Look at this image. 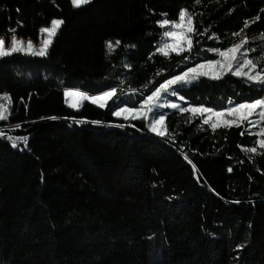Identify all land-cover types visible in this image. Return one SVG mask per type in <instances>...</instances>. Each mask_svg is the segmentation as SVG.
Segmentation results:
<instances>
[{
    "label": "trees",
    "instance_id": "1",
    "mask_svg": "<svg viewBox=\"0 0 264 264\" xmlns=\"http://www.w3.org/2000/svg\"><path fill=\"white\" fill-rule=\"evenodd\" d=\"M182 9L200 34L190 52L166 57L157 52V21L166 13L178 22ZM52 19L64 23L46 57L0 58V97L10 106L0 128L19 124L6 132L28 137L23 152L0 137V264H264V148L255 129L213 130L190 111L166 110L161 137L143 120L110 114L132 93L129 106L140 108L166 78L219 59L211 49L244 37L242 51L264 68V0H90L78 8L0 0V38L15 29L37 39ZM109 87L117 92L106 108L66 105L65 89ZM258 88L229 73L180 92L184 107L221 111L264 97Z\"/></svg>",
    "mask_w": 264,
    "mask_h": 264
},
{
    "label": "snow or ice",
    "instance_id": "2",
    "mask_svg": "<svg viewBox=\"0 0 264 264\" xmlns=\"http://www.w3.org/2000/svg\"><path fill=\"white\" fill-rule=\"evenodd\" d=\"M90 0H71V3L74 7H80L81 5L88 4ZM162 16L165 18L157 21V23L164 28L163 37L164 39L160 44L157 45V51L162 53L164 56H168L170 52H175L179 55L185 51L192 50V34L199 35L200 33L195 29L193 25V15L186 10H180L179 12V21L175 19H168L166 13H162ZM259 17H257L258 19ZM18 23L22 26V22ZM64 23L62 19H52L50 26H42L39 29L40 33L46 34V38L40 41V46L37 48L34 46V43L31 39L27 40L25 43L24 40L17 38L14 34L15 29H10V33H13L8 40L6 45L5 38H0V58L10 57L16 53H23L31 57H46L48 55V49L53 42V38L56 36L59 27ZM248 21H245V28L248 26ZM170 26V27H165ZM207 31V29H205ZM244 29H241L240 32L233 33V35L239 36ZM214 35V34H213ZM106 46L109 50L113 48L111 41H106ZM116 45L120 44V41L117 40ZM247 43V38H241L239 43H234L226 51H222L219 48L211 49L213 52H218L219 56L223 59H210L206 63H198L195 66L188 67L186 71H183L180 74H174L171 78H166L163 83H160L157 88H155L151 94L147 95L146 99L143 100V105H148L145 109V112L151 113V122L147 124L148 129L155 133L158 136H165V128L163 127L165 122V113L157 111V109L162 108H171L176 109L178 105L175 102H170L165 97L172 96L183 101L185 97L181 94L180 89L184 85L190 84L193 80L199 79L201 76H206L210 79H220L226 72H231L233 75L238 77H245L247 81L253 82L259 85L258 91L264 92V68L258 67V60L254 61L248 57V51H242L243 46ZM134 47V45H133ZM239 54V55H238ZM188 59V57H185ZM259 59H264V56ZM246 69V70H245ZM117 92L115 87H109V90H101L98 94H86L83 91L74 90V89H65L64 95L68 98L78 97V99L73 102L66 100L70 108H78V106L83 101H91L93 104L98 105L100 108H105L107 105V100L111 99L112 96ZM163 93V95H162ZM7 95V94H6ZM6 98V97H5ZM3 99L0 98V120H4L5 110ZM153 101H156L155 104H152ZM180 112H191L193 114H199L203 119V124L209 125L215 130L220 126V118L225 115L234 117L231 120H223L224 127L237 126L239 127L241 123L247 122L248 126L251 128L253 126H259L261 122H264V97H257L251 100V102H241L233 103L229 101V106L221 111L215 110L212 106H188L180 107ZM145 112H141L139 108L135 105L132 107H121L119 104H114L110 108V114L116 117H123L124 120H128L129 116L127 113L132 114V119L141 118L147 120L148 117L145 115ZM258 116L259 119L253 120L251 117ZM215 117V119H213ZM43 119V118H42ZM49 119H58V117L52 116ZM63 119H72L76 124L85 122L75 117H64ZM92 124H100V121H90ZM119 128H124L123 123L115 125ZM136 127L135 124L131 125ZM17 128H20V125H16ZM141 129L137 128V131ZM250 135L253 133H249ZM243 135V133H241ZM260 139L255 141L260 148H264V127H259L258 132L255 133ZM7 139L12 143L13 147H17L18 141H23L27 143V136H8ZM247 151L255 153L257 151L256 147H250ZM191 163V161H189ZM195 167V166H193ZM231 171V168L228 169ZM239 203V201H236Z\"/></svg>",
    "mask_w": 264,
    "mask_h": 264
},
{
    "label": "rangeland",
    "instance_id": "3",
    "mask_svg": "<svg viewBox=\"0 0 264 264\" xmlns=\"http://www.w3.org/2000/svg\"><path fill=\"white\" fill-rule=\"evenodd\" d=\"M81 6H84V5H81ZM80 6V7H81ZM77 8V7H76ZM48 26H50V24L48 25ZM166 28L167 27H170V26H165ZM60 28V27H59ZM59 30V29H58ZM165 30V29H164ZM58 32V31H57ZM193 35V34H192ZM17 36V35H16ZM5 38V40H6V45H7V43H8V40L10 39V36L9 37H4ZM17 38H19V39H22V40H24L25 41V43L27 42V40H29L30 38H24V37H19V36H17ZM44 38H46V34H43V33H40L39 32V36L37 37V39H32L31 38V40L33 41V43H34V46L35 47H39L40 46V41L41 40H43ZM54 39V38H53ZM164 39H167L166 37H164L163 38V40ZM50 48V47H49ZM49 50V49H48ZM158 53H160L159 51H157ZM185 52H189V51H185ZM185 52H182V53H185ZM182 53H180V54H182ZM160 54H162V53H160ZM172 54H176L175 52H170L169 53V55L168 56H170V55H172ZM247 54H249V52L247 53ZM163 55V54H162ZM239 55V54H238ZM219 59H223L222 57H220L219 56ZM258 68V67H257ZM246 70V69H245ZM232 74L231 72H226L224 75H226V74ZM223 75V76H224ZM222 76V77H223ZM195 80H193L190 84H187V85H184L183 87H185V86H189V85H191L193 82H194ZM251 83H253V82H251ZM162 95H163V93H162ZM116 97V93L112 96V98L111 99H108L107 100V105H106V107L114 100V98ZM0 98H4L3 99V104H4V110H5V119L4 120H0V124L1 123H3V122H5L8 118H9V116H10V106H9V104H8V102H7V98H5V96H2V97H0ZM66 98V100H69V102H73L74 100H76V99H78V97H73V98H68V97H65ZM167 100H169L170 102H175L177 105H178V107L176 108V109H171V108H162V109H157V111H160V112H163V113H165L166 112V110H179V108L180 107H184V105H183V103H182V101L181 100H179V99H177L176 97H172V96H166L165 97ZM174 98H176L177 100H174ZM136 99V93H132V94H128V95H125L124 97H122L120 100H118L115 104H119L121 107H124V106H127V107H130L129 106V103L130 102H132V100H135ZM86 102H88V103H91V104H93L90 100L89 101H83L79 106H78V108H71V109H75V110H79L81 107H82V105H84ZM156 103V101H153L152 102V104H155ZM66 105L68 106V103H66ZM93 105H95V106H97V107H99L98 105H96V104H93ZM69 107V106H68ZM105 107V108H106ZM148 107V105H141V107L139 108L140 109V111L141 112H145V109ZM70 108V107H69ZM100 108V107H99ZM166 114V113H165ZM126 115H128L129 116V119L128 120H124L123 119V117H117L118 119H122V120H124V121H126V122H131V121H134V120H143V119H141V118H137V119H132V114L131 113H127ZM145 115H147V117H148V119L147 120H143V121H145L147 124L148 123H150L151 122V113H147V112H145ZM197 115H199V114H197ZM200 116V115H199ZM116 117V116H115ZM213 119H215V117L213 118ZM231 119H234V117H231V116H227V115H225L224 117H221L220 118V126H218V127H224L223 126V120H231ZM251 119H253V120H257V119H259V117L258 116H253V117H251ZM210 125V124H209ZM241 125H248L247 124V122L245 121V122H243V123H241ZM233 126H235V125H233ZM163 127L165 128V122H164V125H163ZM217 127V128H218ZM259 127H264V122H261V124L259 125V126H253V127H251V129H255V131L256 132H258V130H259ZM13 129H17V128H15V127H13V126H8L7 128H0V137H4V138H6L7 139V137L8 136H12V137H16V136H14V135H9L7 132H6V130H13ZM153 133V132H152ZM153 134H155V133H153ZM165 134H166V129H165ZM156 135V134H155ZM158 136V135H157ZM162 137V136H161ZM259 139H260V137H259ZM8 140V139H7ZM9 141V140H8ZM10 142V141H9ZM27 142H28V140H27ZM11 143V142H10ZM11 145H12V143H11ZM13 147V146H12ZM27 147V143L25 144L23 141H18L17 142V147H13L15 150H19V151H21V152H23V151H25V148Z\"/></svg>",
    "mask_w": 264,
    "mask_h": 264
}]
</instances>
